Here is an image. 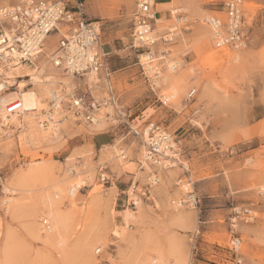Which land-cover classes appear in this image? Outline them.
<instances>
[{"label": "rangeland", "instance_id": "obj_1", "mask_svg": "<svg viewBox=\"0 0 264 264\" xmlns=\"http://www.w3.org/2000/svg\"><path fill=\"white\" fill-rule=\"evenodd\" d=\"M21 1L0 0V7ZM221 1L173 0L169 16L158 19L153 30L158 40L150 51L133 45L137 0L119 4L115 13L99 19L103 36L113 37L122 49L114 52L112 67L118 69L114 84L126 119L141 127L153 120L167 128L179 152L173 166L147 161L146 146L134 138L128 123L106 117L113 109L102 110L105 123L100 128L75 115L71 92L80 91L84 83L101 85L102 79H80L56 67L51 60L54 43L45 44L46 53L35 63L0 65L2 77L9 81L14 74L24 80L36 89L38 101L36 110L18 112V124L10 116L2 121L0 264H154L156 252L169 254L174 248L183 250L184 264H228L233 232L242 238L246 263L264 264V0L244 1L248 43L242 49L214 45L205 18L216 13L213 4ZM174 9L186 20L177 21L171 15ZM173 27L172 40L160 38ZM50 37L53 42L58 33ZM146 55L154 59L152 71ZM175 61L178 66L172 71L169 64ZM41 68L39 80L63 91L53 123L45 115L54 110V101L33 84ZM167 73L180 80L181 90L174 97L164 82ZM191 88L197 92L188 99ZM11 90L18 91L16 84L6 93ZM162 93L171 96L168 105L159 102ZM95 94L104 92L99 87ZM32 117L42 121L23 128L24 119ZM102 133L109 135L104 143L108 146L94 142ZM99 166H107L110 182L99 178ZM31 169L37 176L35 190L13 191ZM78 170L92 176L70 197L68 183L79 178ZM64 184L67 196L59 208L67 226L61 239L49 243L46 234L37 237L30 226L37 216V224L46 228L49 218L40 214L42 193ZM189 190L199 200L195 207L178 203L187 199ZM242 206L254 210V221L235 219L236 208ZM129 211L134 217L126 218Z\"/></svg>", "mask_w": 264, "mask_h": 264}, {"label": "built area", "instance_id": "obj_2", "mask_svg": "<svg viewBox=\"0 0 264 264\" xmlns=\"http://www.w3.org/2000/svg\"><path fill=\"white\" fill-rule=\"evenodd\" d=\"M85 1L25 0L10 7H0V65H7L8 62L16 60L21 63H35L41 53H46L45 44L48 43V36L52 32H58L60 37L53 53L56 65L80 79L89 73H95L102 79L101 85L99 81L93 84L84 83L80 91L71 92L69 104L75 115L93 124L98 119V113L112 106L113 115L108 111L106 117L114 116L128 123L135 139L146 145L147 161L151 164L173 166L179 160V152L174 145L176 142L171 132L157 121L148 120L144 127H140L137 124L134 126L135 123H130L126 119V110L124 111L115 90L114 70L109 52L104 48L103 23L99 19L87 16ZM244 1L223 0L213 4L216 13L208 15L205 21L211 27L215 47L242 49L247 46L248 23L244 14ZM171 15L175 16L177 21L186 20L177 9L172 10ZM158 19L160 18L157 17L151 0H137L132 17V39L136 48L151 50L152 45L158 40V37L154 38L152 35ZM175 29L176 27L170 28V33L160 38L164 41L172 40L173 36L170 34H173ZM99 87L106 93L105 96L95 94V89ZM196 92V88H191L188 99H192ZM157 98L162 105H168L171 96L162 93L157 95ZM18 110L20 108L17 101L9 103L6 107L7 114ZM99 178L104 182L111 181L107 166H99ZM152 180L159 181L157 177H152ZM133 183L131 186L135 190L136 184ZM74 192L75 188H71L70 193ZM187 193V199H180L178 203L197 206L199 200L196 194L192 190ZM237 217L248 222L254 221L256 214L250 206H242L235 210V219ZM241 242V236L233 232L228 247L231 256L226 259L228 264H247L241 251Z\"/></svg>", "mask_w": 264, "mask_h": 264}, {"label": "bare ground", "instance_id": "obj_3", "mask_svg": "<svg viewBox=\"0 0 264 264\" xmlns=\"http://www.w3.org/2000/svg\"><path fill=\"white\" fill-rule=\"evenodd\" d=\"M23 1H25V0H23ZM23 1H21V2H23ZM151 2H153V1L151 0ZM14 5H16V4H14ZM10 6H13V5H10ZM10 6H7V7H10ZM154 31L152 33H154ZM152 35L155 38V35L154 34H152ZM208 35H210V34L208 33ZM55 50H56V47L51 53V56H52L51 60L53 61L54 65L56 67L61 68V67L57 66L56 63L54 62L53 53H54ZM42 54L43 53H41L40 55H42ZM55 54H56V52H55ZM236 58H238V56H236ZM145 59H146V63H147L146 67H148L151 71L154 70V64H152V61L154 59H151L150 55H146ZM18 62L19 61L16 60V62L11 61V62H8V63L17 65ZM20 65L22 67L25 66V64L22 63V64H19L16 67L20 68L21 67ZM177 66H178V64H177L176 61L174 63L169 64V68L172 71H174ZM43 70H44V68L37 69L38 74H37V76L34 77L33 84L38 85V88L42 89L46 94L49 95L50 99H52V101H54V103L52 105L54 110L48 111L47 112L48 114L45 115L46 120L48 121L47 123H53L52 119L54 117H56V111H58L60 109V106H61L60 101H61L62 98H64V96H63V93H62L63 91L60 92L58 87L56 88V86L49 85V84L46 85L47 83L45 84L44 80H39V75L42 74ZM30 74H33V73H26V75H30ZM70 74L73 75L72 73H70ZM94 76H97V75L95 73H92V74L89 73L88 74V78L90 80L94 79ZM163 78H164L165 84L168 85V88L173 90V93H170V95L172 97H174V93H176L178 90L179 91L181 90L180 89V80L176 79L170 73L165 74ZM71 79H72V76L70 77V80H68L66 82L68 86H72ZM49 81H51V79ZM47 82H48V80H47ZM53 82H54V80H53ZM15 84H16L19 92L11 90L10 92L6 93V91L10 90L11 86H13ZM105 95H106V93L104 92V96ZM14 101H17L19 103L20 110H18L15 113H12V114H7V112H6L7 105L9 103L14 102ZM37 103H38V101H37V91H36V89L30 88V87L28 88V83L24 82V80H17L16 76L14 74H10L9 81H8V79H6L5 77H2L0 75V110L2 109L1 110L2 114H0V129L3 130L2 127H4V123H2V121H4L5 119H9V116L11 118H13L17 124L19 122H21V120H19L18 112L26 113V112H30V111L36 110L37 106H38ZM107 108H109V109L111 108L112 109L113 107L112 106H108ZM101 113H102V111L100 113H98V119L94 122V125H93L94 127L100 128V127L104 126L105 119H104L103 114H101ZM39 120L42 121V119H39ZM39 120H37L35 117L29 118V119H24V123H22L21 126L23 128L30 129V128H33L34 126H36V124H38ZM43 124H44V122H43ZM135 125L136 124H134V126ZM137 125H139V124H137ZM6 134L11 135V133L9 131L6 132ZM132 135H133V133H132ZM105 146H108V145L105 144ZM123 152L124 151H121L120 154L123 155ZM145 154H146V152H145ZM123 157H125V155H123ZM35 173L36 172L34 171V169H31L29 172L24 174L21 177V179L19 180V182L17 184H14L15 187L14 188L12 187V190L13 191L14 190H21V191H23V190H28V191L35 190L34 187L36 185H38V183L37 184L35 183V182H37V176H36ZM90 174H87V175L85 174L84 175L82 170H78L77 171V176L79 178L77 180H71L68 183V184H70V187H69L70 190H71V188H75V192L70 197H74L76 195V191L78 190V187H81L82 184L86 182L85 178L87 176H92ZM68 184H64V185H61V186H56L53 189H48L44 193H42V196H41L40 202H39L40 211H41L40 214L48 216L49 219H47L45 221L49 220V223H47L46 228L41 227L39 225V223L37 224V222H36V221H38L37 220V216L34 215L35 216L34 222L30 226V231H32L37 237H41L43 234H46V237H47L46 240L49 243H54V242L58 241L59 239H61L62 234L65 231L66 226H67L66 218L62 214V211H61V209L59 207H60L61 199L64 196H67L66 194H67V185ZM70 190H69V193H70ZM131 194H133V192ZM137 199L135 201V204H139L140 203L139 200H137ZM10 200H12V198H10ZM33 205H34V203H33ZM127 215L128 216H126V218L127 217L128 218L129 217H134V213L130 212V211L128 212ZM58 243H61V242H58ZM152 261H153L154 264H172V263L184 264V263L187 262V257L184 254L183 250H181L179 248H174V249H172L169 252V254H167L166 252H164V253L163 252H159V251L156 252V256L152 257Z\"/></svg>", "mask_w": 264, "mask_h": 264}, {"label": "crops", "instance_id": "obj_4", "mask_svg": "<svg viewBox=\"0 0 264 264\" xmlns=\"http://www.w3.org/2000/svg\"><path fill=\"white\" fill-rule=\"evenodd\" d=\"M129 1L131 0H86L85 1V12L87 13V16L91 19L106 18L110 14L115 13L117 11V6L119 4L126 3ZM153 2H154L153 9L156 12L157 17H159L160 19L167 18L169 16L168 5L171 4L173 0H153ZM112 4H115L116 7L115 6L112 7ZM59 36L60 35L58 34V38ZM48 38L53 39V37H50V35L48 36ZM57 40L55 39V41L51 42V39H48V43L49 44L54 43L53 46L55 45L56 47ZM103 42H104V48L109 52L110 62L112 65V57L114 55V52L122 51V49L118 47L117 45L118 43L113 37L103 36ZM113 70H114L113 76L115 79L116 72L118 69L116 70L115 68H113ZM87 78H88V75H87ZM115 90L117 92L116 86H115ZM98 141H100L103 144L109 143L108 133H102L98 135L96 139L94 140L95 144H98L97 143Z\"/></svg>", "mask_w": 264, "mask_h": 264}, {"label": "snow or ice", "instance_id": "obj_5", "mask_svg": "<svg viewBox=\"0 0 264 264\" xmlns=\"http://www.w3.org/2000/svg\"><path fill=\"white\" fill-rule=\"evenodd\" d=\"M57 64H59V61H57Z\"/></svg>", "mask_w": 264, "mask_h": 264}]
</instances>
